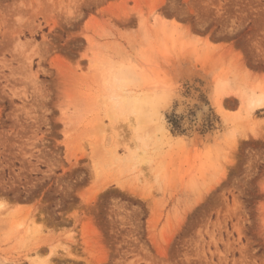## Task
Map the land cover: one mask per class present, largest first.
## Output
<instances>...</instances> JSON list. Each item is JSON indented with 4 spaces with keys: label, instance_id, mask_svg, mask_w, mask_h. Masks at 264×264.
Returning <instances> with one entry per match:
<instances>
[{
    "label": "rangeland",
    "instance_id": "rangeland-1",
    "mask_svg": "<svg viewBox=\"0 0 264 264\" xmlns=\"http://www.w3.org/2000/svg\"><path fill=\"white\" fill-rule=\"evenodd\" d=\"M0 264H264V0H0Z\"/></svg>",
    "mask_w": 264,
    "mask_h": 264
}]
</instances>
